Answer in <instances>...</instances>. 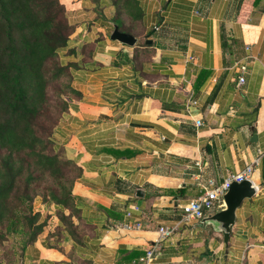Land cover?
I'll list each match as a JSON object with an SVG mask.
<instances>
[{"label": "crops", "instance_id": "crops-1", "mask_svg": "<svg viewBox=\"0 0 264 264\" xmlns=\"http://www.w3.org/2000/svg\"><path fill=\"white\" fill-rule=\"evenodd\" d=\"M60 1L83 65L54 138L81 174L68 207L36 200L44 226L20 264H142L150 249L153 264H264V0H135L148 36L131 47L109 38L108 0ZM258 151L227 244L180 222L197 174L219 184Z\"/></svg>", "mask_w": 264, "mask_h": 264}, {"label": "trees", "instance_id": "trees-1", "mask_svg": "<svg viewBox=\"0 0 264 264\" xmlns=\"http://www.w3.org/2000/svg\"><path fill=\"white\" fill-rule=\"evenodd\" d=\"M108 1L114 7L110 24L144 44L148 34L138 39L141 6L135 0ZM75 30L60 0H0V243L19 239L18 264L44 226L35 199L68 207L81 174L54 138L76 93L73 73L83 65L71 45Z\"/></svg>", "mask_w": 264, "mask_h": 264}, {"label": "built area", "instance_id": "built-area-1", "mask_svg": "<svg viewBox=\"0 0 264 264\" xmlns=\"http://www.w3.org/2000/svg\"><path fill=\"white\" fill-rule=\"evenodd\" d=\"M239 84H243L244 77H238ZM196 125H200V121L195 122ZM262 155L261 151H258V156L247 166H245L242 170L237 173H227L221 183L216 184L213 180H207L206 182L200 181V175L197 174L195 177L197 185L199 187V195L195 198H191L187 200L185 203L181 205V218L180 222L183 225H192L196 222H199L203 217L207 214L214 213L218 210L223 209L224 201L223 195L228 189L229 185L232 182L239 183L243 180L251 181L254 167L259 164L260 157ZM196 166L199 170H201V163L197 162ZM252 182V181H251ZM132 209H137L136 207H132ZM127 218L131 217L130 212L125 214ZM118 229L125 231H138L141 229V224L138 221H129L126 220L123 223L117 226ZM176 227H163L160 226L158 228V233L160 239L169 237ZM264 249V244L262 245ZM154 254V249L148 250L144 257L141 259L142 264H153L152 256Z\"/></svg>", "mask_w": 264, "mask_h": 264}, {"label": "water", "instance_id": "water-1", "mask_svg": "<svg viewBox=\"0 0 264 264\" xmlns=\"http://www.w3.org/2000/svg\"><path fill=\"white\" fill-rule=\"evenodd\" d=\"M110 40L117 41L127 46H134L136 38L130 34L120 32L117 26H113V30L109 36ZM150 43V41H146ZM141 192L137 190L136 193ZM255 194V187L249 180L242 182H232L223 195L224 207L210 215L203 217L200 224L205 227L209 225L212 229L221 234L225 244L228 243L232 227L236 219V210L245 199L251 198Z\"/></svg>", "mask_w": 264, "mask_h": 264}, {"label": "rangeland", "instance_id": "rangeland-1", "mask_svg": "<svg viewBox=\"0 0 264 264\" xmlns=\"http://www.w3.org/2000/svg\"><path fill=\"white\" fill-rule=\"evenodd\" d=\"M36 200H40V197L35 199L34 207ZM18 238L9 236L7 240L0 243V264H18L20 258V249L18 245Z\"/></svg>", "mask_w": 264, "mask_h": 264}]
</instances>
